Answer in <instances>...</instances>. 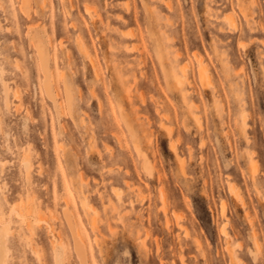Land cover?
I'll return each mask as SVG.
<instances>
[{"label":"rangeland","instance_id":"374dc122","mask_svg":"<svg viewBox=\"0 0 264 264\" xmlns=\"http://www.w3.org/2000/svg\"><path fill=\"white\" fill-rule=\"evenodd\" d=\"M0 109L3 264H264V0H0Z\"/></svg>","mask_w":264,"mask_h":264},{"label":"bare ground","instance_id":"6f19581e","mask_svg":"<svg viewBox=\"0 0 264 264\" xmlns=\"http://www.w3.org/2000/svg\"><path fill=\"white\" fill-rule=\"evenodd\" d=\"M169 4H167V6H168ZM30 8V6H28V5H24L22 8H21V13L22 14H24V15H27V17L28 16H30L28 13V11L30 10L29 9ZM88 7H86L85 8V10L87 9ZM168 8H170V7H168ZM89 9V8H88ZM90 10V9H89ZM86 12H88V10L86 11ZM230 20H231V17H230ZM131 37V36H130ZM32 41L34 42V50H35V55H36V59H37V61L39 62V66H41V68L43 69V75H44V77H45V85H44V90H45V92H46V97L48 96L51 100H52V102L55 104V102H56V98H55V96H52L51 94L53 93L52 91V89L50 88L51 87V83H49V80H48V77H49V75H50V73H51V69H50V66H49V62H48V57H47V50H46V48H45V45L43 44V42L41 41V39H40V37L39 36H33L32 37ZM133 48H134V46H132V47H130L127 43H124V50H125V52H133ZM135 49V48H134ZM80 50H81V53H83V55H85V54H87L88 53V50H87V48H85L84 47V45L82 44H80ZM195 56V55H194ZM193 56V57H194ZM195 58V57H194ZM91 61V60H90ZM93 65V64H92ZM93 67L95 68V65H93ZM95 72L97 71L96 69L94 70ZM116 71H118V73H120V69H117L116 68ZM117 73V74H118ZM174 74H175V80H176V82H177V84H179V85H182V83H183V81H182V77L183 76H181L178 72H176V71H174ZM198 74H199V80L202 82V83H206V79L208 78V76H209V74H208V71H207V68H206V66H205V64H204V62H203V60H201L200 58L198 59ZM97 75V74H96ZM207 81H209V79L207 80ZM210 82V81H209ZM50 85V86H49ZM2 86H3V93H2V101H3V105H4V108H5V110L6 111H9V109H10V105H9V93H10V87L5 83V82H3L2 83ZM52 91H51V90ZM55 89V88H54ZM17 90V89H16ZM66 90V92H65V95H64V98H65V100H66V104L69 106L70 105V97H69V93H68V90L67 89H65ZM15 91V90H14ZM13 91V92H14ZM17 92H18V90H17ZM16 92V94H15V96H14V93H13V96H14V98L16 97V95H17V99H18V94L20 93V92H18L17 93ZM57 93V92H56ZM54 94V93H53ZM48 98V99H49ZM20 99V98H19ZM18 99V100H19ZM19 102H20V100H19ZM18 105H20V104H18L17 103V106ZM19 108V106L17 107V109ZM2 112H1V109H0V119H1V116H2ZM1 123V122H0ZM243 123V122H242ZM244 124V123H243ZM0 130H1V126H0ZM167 131V130H166ZM168 132L170 133V130L168 129ZM172 144V143H171ZM170 146V145H169ZM172 146V145H171ZM175 144L173 145V148L172 149H175ZM7 147V146H6ZM7 149H9V147H7ZM17 149V148H16ZM170 150H171V147H170ZM176 150V149H175ZM175 150H173V152L175 151ZM23 151V150H22ZM28 152H24V154L22 155V156H20V159H19V167L21 168V169H23L24 170V172H25V180L26 181H29V177H30V168H31V162H32V160L30 159V154L31 153H29L30 151H29V149L27 150ZM176 155H177V153H176ZM178 156V155H177ZM180 159V158H179ZM182 159H180V160H178V162L179 161H181ZM182 169H183V166L181 165L180 166ZM230 188V187H229ZM230 189H232V191H235L234 189H233V187H231ZM237 191V190H236ZM117 193V192H116ZM229 193H231V192H229ZM234 193V192H233ZM237 193H239L238 191H237ZM241 193H239L238 194V197H239V200H240V202L241 203H244V200H243V197H242V195H240ZM234 195V194H233ZM160 198H161V206L163 207L162 208V210H163V212H165V195L163 194V192H161L160 193ZM238 199V198H237ZM29 205V204H28ZM32 208V206H29V208ZM29 208H27L26 210L23 208V210H22V212L20 213V219H19V221L21 222V223H24V226H25V228L27 229V230H29V231H34L35 230V223H34V221H32V220H30V218L28 217V213L30 212V210H33V208L32 209H29ZM28 210H29V212H28ZM35 210V209H34ZM221 211L223 212L224 211V207L221 205ZM35 212V211H34ZM32 213V212H31ZM31 213H29L30 215H31ZM40 214V213H39ZM38 214V215H39ZM175 216V215H174ZM1 217V216H0ZM177 217V216H176ZM29 218V219H28ZM38 218H39V216H38ZM33 219V218H32ZM16 220H18V219H16ZM34 220V219H33ZM250 220V219H249ZM251 221V220H250ZM19 222V223H20ZM9 229V226H8V221H5V220H2L1 218H0V264H3L4 263V260L6 259V247H5V245H4V238H6V231ZM224 229V228H223ZM223 229H221V230H223ZM220 230V231H221ZM74 234H75V236H76V241H75V245H76V252L79 254V255H81L82 257H83V255L81 254L82 253V250H81V248H82V242L80 241L81 240V237L79 236V232L78 231H74ZM223 234H226V233H223ZM78 238V239H77ZM53 252H54V262H55V264H61V259H62V255H63V247L59 244V245H55L54 244V246H53ZM230 255H231V251H230ZM84 261V260H83ZM83 261H80V263H83Z\"/></svg>","mask_w":264,"mask_h":264},{"label":"clouds","instance_id":"9594fccd","mask_svg":"<svg viewBox=\"0 0 264 264\" xmlns=\"http://www.w3.org/2000/svg\"><path fill=\"white\" fill-rule=\"evenodd\" d=\"M129 256L131 257L132 256V253H129Z\"/></svg>","mask_w":264,"mask_h":264}]
</instances>
